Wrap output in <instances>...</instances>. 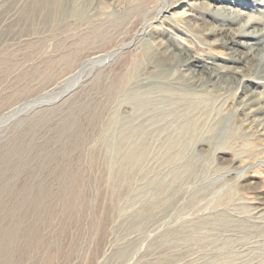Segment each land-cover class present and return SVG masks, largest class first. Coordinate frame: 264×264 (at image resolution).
<instances>
[{"label": "rangeland", "instance_id": "obj_1", "mask_svg": "<svg viewBox=\"0 0 264 264\" xmlns=\"http://www.w3.org/2000/svg\"><path fill=\"white\" fill-rule=\"evenodd\" d=\"M73 1L44 21L30 10L38 0H0V244L7 246L0 263L264 264V208L255 210L264 207V136L237 131L242 93L206 99L199 114L205 125L221 121L214 133L195 138L205 145L190 144L171 163L162 151L151 155L144 160L149 175L144 166L140 173L148 178L134 182L138 190L127 183L113 188L102 123L114 111L125 118L131 107L124 90L154 66L134 37L141 25L130 0ZM179 11L192 12L186 3ZM198 34L179 39L192 51L221 54L207 45L213 35ZM97 55L104 57L88 61ZM75 173L82 192L68 206ZM158 185L168 187L167 203L158 201L153 218L139 214L136 224L132 212Z\"/></svg>", "mask_w": 264, "mask_h": 264}, {"label": "bare ground", "instance_id": "obj_2", "mask_svg": "<svg viewBox=\"0 0 264 264\" xmlns=\"http://www.w3.org/2000/svg\"><path fill=\"white\" fill-rule=\"evenodd\" d=\"M76 1L74 0L72 4ZM100 1L103 3L108 0L98 2ZM150 1L155 2L153 7L143 8L142 5L146 0H130L127 4L131 5L130 12L137 16V21L141 25L134 37L144 42L147 60L154 66V70L142 83L140 81L134 86L130 84L126 90L123 89L122 99L131 107L125 118L114 111L102 123L101 143L105 152L110 155L106 161L109 180L113 188L119 184H129L131 192H135L133 191L134 182L141 171L146 170L144 160L147 158L150 160L149 156L154 157L162 151L166 154L162 161L171 163L172 159L177 160L190 144L194 143L195 146L201 147L207 143L201 138L197 140L195 138L204 132L214 133L221 120L208 126L204 123L205 116L202 119L199 114L203 115L206 112L207 100H212L214 103L216 98L214 95L217 93L222 94L229 90L241 92L242 94L237 95V101H235L237 111L241 115V121L235 123L237 131L240 133L245 128L255 132L258 137L264 136V98L262 97L264 92L262 90L264 88V0ZM63 2L64 0H38L36 9L32 4L30 10L33 15L37 14L44 21H50L59 15ZM185 3L192 10L187 15L185 11H179ZM240 6H244L251 12H246ZM119 9L120 6L116 4L115 10L118 12ZM198 33L213 35L215 40L207 42V45L220 47L221 54L213 51L207 54L192 51L188 44L179 39V35L195 38ZM116 54L117 51L111 53V55ZM103 57L104 55L93 56L88 61H99ZM127 82H129L128 78L124 84ZM9 114L3 118L8 119L12 116ZM192 166L193 164L190 163L183 166L181 170L177 169L175 178L182 174L183 169H185L184 172H189ZM149 170L148 166L146 172ZM148 172L146 175H149ZM143 175H140L138 179ZM80 177V173H75L72 177L71 194L67 199L68 206L73 205L75 198L81 195ZM162 185H158L148 202L143 205L139 203L141 207L134 210L136 212H132L136 213L133 218L135 223L139 214L146 213V217L153 218V207L160 204L159 202L165 204L166 199L163 194L168 187ZM136 189L138 190V187ZM37 199L38 197L34 201L38 202ZM258 206H254L255 210L263 211L264 207L259 209L260 206ZM12 229L9 235L14 234ZM163 238V240L168 239L166 235ZM0 245L1 252L4 249L7 250L4 243Z\"/></svg>", "mask_w": 264, "mask_h": 264}, {"label": "water", "instance_id": "obj_3", "mask_svg": "<svg viewBox=\"0 0 264 264\" xmlns=\"http://www.w3.org/2000/svg\"><path fill=\"white\" fill-rule=\"evenodd\" d=\"M109 59V58H108Z\"/></svg>", "mask_w": 264, "mask_h": 264}]
</instances>
